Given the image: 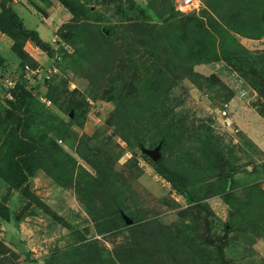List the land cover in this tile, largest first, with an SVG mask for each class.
Here are the masks:
<instances>
[{
    "label": "rangeland",
    "instance_id": "obj_1",
    "mask_svg": "<svg viewBox=\"0 0 264 264\" xmlns=\"http://www.w3.org/2000/svg\"><path fill=\"white\" fill-rule=\"evenodd\" d=\"M261 124L264 0H0V264H264Z\"/></svg>",
    "mask_w": 264,
    "mask_h": 264
},
{
    "label": "trees",
    "instance_id": "obj_2",
    "mask_svg": "<svg viewBox=\"0 0 264 264\" xmlns=\"http://www.w3.org/2000/svg\"><path fill=\"white\" fill-rule=\"evenodd\" d=\"M21 32L23 35H25L26 37H28L32 41H34L36 43H41L40 38L38 37L35 30L25 29L22 27ZM20 54H21V52L18 51L17 55H20ZM34 65H32V66H34ZM115 216L116 217L118 216V218H120V220L124 223V219H121V217L119 215L113 214L110 216V219L114 220ZM154 225H155V223H154ZM154 225L152 227L150 221H147L146 223L139 224L137 226H130L129 227L131 229L130 232H131L132 236L134 237L133 240L135 241V244H136L135 247H137L135 249L137 251L135 256L140 257L141 254L144 256V259L142 261H137L136 264H140V262H141V264H167L165 261V260H167V257L169 259L172 258V256H174V253H175L173 251L174 250L177 251V248L174 250L171 248L172 243H173V239L168 238L169 234L166 231L164 232L163 230H161V228L155 229ZM138 235H143L144 238H141L142 240L138 241L135 238V236L137 237ZM149 240H152V243H149V245H147L148 246L147 247L144 244V241H149ZM157 241H161L160 245L163 244L162 247L157 248V246L155 244ZM0 246L4 247V245L1 243V241H0ZM124 254H125V252H124ZM123 259H124L123 257H121V259H120V257H116L113 260L111 259L110 263L116 264V262H118V261L121 263H125L126 261ZM170 263L173 264L172 262H170Z\"/></svg>",
    "mask_w": 264,
    "mask_h": 264
},
{
    "label": "built area",
    "instance_id": "obj_3",
    "mask_svg": "<svg viewBox=\"0 0 264 264\" xmlns=\"http://www.w3.org/2000/svg\"><path fill=\"white\" fill-rule=\"evenodd\" d=\"M174 4L176 5V8L180 11L184 10H191L196 9L197 5L199 4V0H174ZM45 70L41 66H35V67H29L28 65L23 66V77L27 81H33L36 78H47V75L45 74ZM3 82L5 86H12L13 82L10 81L8 78H3Z\"/></svg>",
    "mask_w": 264,
    "mask_h": 264
},
{
    "label": "water",
    "instance_id": "obj_4",
    "mask_svg": "<svg viewBox=\"0 0 264 264\" xmlns=\"http://www.w3.org/2000/svg\"><path fill=\"white\" fill-rule=\"evenodd\" d=\"M158 149H159V144H157L156 146H154L152 148L140 147L141 153H143L147 157L151 158L152 160H156L158 158V154H157ZM124 220L126 223H128L127 219L124 218Z\"/></svg>",
    "mask_w": 264,
    "mask_h": 264
},
{
    "label": "crops",
    "instance_id": "obj_5",
    "mask_svg": "<svg viewBox=\"0 0 264 264\" xmlns=\"http://www.w3.org/2000/svg\"><path fill=\"white\" fill-rule=\"evenodd\" d=\"M33 17H34V16H33ZM36 22H37V21H36ZM33 24H34V28H35V29H34V28H27V27H26V28H27V29L35 30V31L38 33V28L36 27L35 22H34ZM38 24H40V26H42V28H43L44 30H46L45 24H44L43 22L38 21ZM46 32H47V30H46ZM38 35H39V37H40L41 39L46 38V36H47V35H44V37H41V35H40L39 33H38ZM245 121H246V120H245ZM257 123H258V122H257ZM259 124H260V123H259ZM261 125H262V124H261ZM244 126H245V125H243V127H244ZM262 126H263V125H262ZM262 126H261V127L259 126V127H260L261 129H264V126H263V127H262ZM254 127H255V126H254ZM247 128H248V127H246L245 129L247 130ZM254 129H255V128H252V127H251V128L247 131L248 134L253 135L254 132H255Z\"/></svg>",
    "mask_w": 264,
    "mask_h": 264
}]
</instances>
